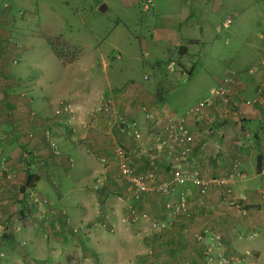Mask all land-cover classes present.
Segmentation results:
<instances>
[{"label":"crops","instance_id":"1","mask_svg":"<svg viewBox=\"0 0 264 264\" xmlns=\"http://www.w3.org/2000/svg\"><path fill=\"white\" fill-rule=\"evenodd\" d=\"M30 1L0 0V264H264V24L246 55L220 61L209 77L214 86L200 90L195 66L177 79L167 68L206 55L202 47L213 35L203 28L207 7L199 2L198 22L185 9L177 29L153 23L140 47L155 60L140 82L121 84L99 50V60L85 57L83 47L64 65L46 39L62 33L65 18ZM225 79L227 103L187 115ZM106 99L109 110H98ZM64 105L69 111L57 114ZM173 113L186 114L193 137L185 160L176 150H151ZM118 122L132 129L122 134ZM117 146L135 174L152 173L155 184L168 181L175 165L225 178L238 163L244 177L232 185L244 197L242 209L228 205L223 189L201 194L189 182L169 197L150 191L133 201ZM30 177L33 186L21 192ZM35 199L47 200V208L39 210Z\"/></svg>","mask_w":264,"mask_h":264},{"label":"rangeland","instance_id":"2","mask_svg":"<svg viewBox=\"0 0 264 264\" xmlns=\"http://www.w3.org/2000/svg\"><path fill=\"white\" fill-rule=\"evenodd\" d=\"M146 1L31 0L30 3H35L34 6L38 3L40 8L52 6L58 15L65 18L62 33L46 39L60 55L64 65L73 64L83 47L85 57L95 54L97 60L100 51L109 64L108 69L115 73L114 80L121 84L140 82L145 72L144 65L155 60L156 54L152 53V49L147 51L149 57L146 58L140 47L142 37L148 41L149 28L153 23L155 26L177 29L178 24L182 23L185 9L197 21L203 7L202 4L198 5L199 2L206 4L205 23L201 24L208 37L213 35V40L203 45L202 50L206 54L203 60L196 54L191 62L184 65L176 60L173 63L179 66L169 68L173 71L170 77L177 79L186 67L195 66L194 79H197L192 82L202 88L200 90L214 86L209 77L221 68L220 61H229L235 53L238 56L246 55L248 44L258 39L263 27L260 24H264V0H154V15L149 11L151 4L144 7ZM187 2H192L191 6ZM102 5L105 10L100 11ZM226 20H230V23L225 27ZM74 34L77 35L76 39Z\"/></svg>","mask_w":264,"mask_h":264},{"label":"built area","instance_id":"3","mask_svg":"<svg viewBox=\"0 0 264 264\" xmlns=\"http://www.w3.org/2000/svg\"><path fill=\"white\" fill-rule=\"evenodd\" d=\"M151 1L147 0L144 4V7L147 8L150 5ZM147 4V5H146ZM230 20H226L225 26H228ZM173 67V65H170ZM170 66H168V69ZM232 74V73H231ZM146 79V78H145ZM228 79L224 80V83L216 86L214 89L210 91V94L207 98L200 101L193 108H191L187 115L192 116H200L203 114V110L205 108L211 107L217 101H226V97L228 96L229 89L226 86ZM111 105L110 100H102L100 103L98 110L108 111ZM61 111H69V106L64 105L60 110H57L56 113L59 114ZM186 115V114H185ZM185 115L180 116L177 114H171L167 119V124L165 127V138L157 143L152 145L151 150H155L157 152L162 151H174L176 150L179 154L180 159H186L187 154L191 149V145L193 143V137L189 130L185 127ZM118 131L122 134H126L128 130L132 129L131 126L126 125L122 122H118L117 124ZM135 138H139L140 135L136 132L132 133ZM46 137L50 139V133L46 132ZM52 147L54 146L53 142H51ZM114 153L119 157L118 169L119 173L122 177L126 178L130 185V193L131 197L136 198L137 200L141 198L142 194L146 192H156L164 197H169L175 193L178 186L184 185L185 183H191L195 187L198 188L201 194H205L208 187H218L224 190V196L228 205L230 207H235L237 209H242V201L244 199L242 194H236L232 182L235 177L239 179H243V173L238 169V163L235 164L234 170L235 174L230 177L225 178H200L196 172H189L182 165H175L170 168L171 178L168 181H164L158 184H155L154 175L152 173H148L146 175H138L134 172V166L132 159L125 153L124 149L121 146H117L114 148ZM259 175L261 179L264 180V167L260 170ZM102 179H98L93 187V189H97L99 185L102 183ZM260 193L264 195V188L261 189ZM182 200V199H181ZM34 205L39 209L43 210L47 208L48 201L44 199H35ZM180 208H184V201L180 203ZM170 205H167V208H170ZM134 214V211H131ZM73 233L78 232V228H71ZM198 240L201 237H197Z\"/></svg>","mask_w":264,"mask_h":264},{"label":"trees","instance_id":"4","mask_svg":"<svg viewBox=\"0 0 264 264\" xmlns=\"http://www.w3.org/2000/svg\"><path fill=\"white\" fill-rule=\"evenodd\" d=\"M52 50H53V52L55 53V55L59 58L60 55L56 52V50H55V49H52ZM171 63H172V65H173L174 67H176V68L178 67V65H176L175 63H173V62H171ZM162 64H163V63H162ZM167 64H168V63H167ZM167 64H166L165 66L163 65V68H166V67H167ZM160 68L163 69L161 64H160ZM46 132H49V131H46ZM47 140H48V142H49L50 145H51L50 139H47ZM35 179H36V177H30V178H28L26 184L20 188V191H21V192H25V191H26V188H30V187H32V186H33V181H35ZM132 200H133V201H138L139 199L137 200L136 198L132 197Z\"/></svg>","mask_w":264,"mask_h":264},{"label":"water","instance_id":"5","mask_svg":"<svg viewBox=\"0 0 264 264\" xmlns=\"http://www.w3.org/2000/svg\"><path fill=\"white\" fill-rule=\"evenodd\" d=\"M105 10L104 5L100 7V11Z\"/></svg>","mask_w":264,"mask_h":264}]
</instances>
